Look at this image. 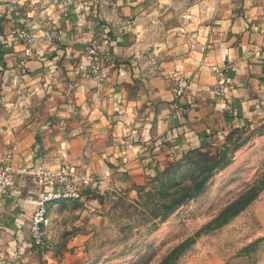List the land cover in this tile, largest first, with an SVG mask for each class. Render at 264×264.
I'll use <instances>...</instances> for the list:
<instances>
[{"label": "crops", "instance_id": "0c3cea01", "mask_svg": "<svg viewBox=\"0 0 264 264\" xmlns=\"http://www.w3.org/2000/svg\"><path fill=\"white\" fill-rule=\"evenodd\" d=\"M76 1L0 0V164L13 169L0 198V257L11 264H56L29 235L48 190L30 178L35 166L86 170L89 198L138 186L188 149L264 120V0H197L194 24L152 34L144 0ZM24 24L33 39L19 65L23 44L8 32ZM90 39L103 55L98 79L83 57ZM215 67L227 81L219 98ZM173 71L187 81L177 98Z\"/></svg>", "mask_w": 264, "mask_h": 264}, {"label": "rangeland", "instance_id": "374dc122", "mask_svg": "<svg viewBox=\"0 0 264 264\" xmlns=\"http://www.w3.org/2000/svg\"><path fill=\"white\" fill-rule=\"evenodd\" d=\"M142 2L148 12L141 24L149 34L194 24L201 16L197 0ZM21 28L29 29L24 24L8 33L17 38ZM229 132L199 148L224 164L163 218L162 190L176 187L164 174L128 190H96L89 198L50 202L37 245L56 264H160L165 258L164 264H264V120H246ZM191 168H177L174 183L189 184ZM238 197L249 201L225 222H211Z\"/></svg>", "mask_w": 264, "mask_h": 264}, {"label": "built area", "instance_id": "2783aa9c", "mask_svg": "<svg viewBox=\"0 0 264 264\" xmlns=\"http://www.w3.org/2000/svg\"><path fill=\"white\" fill-rule=\"evenodd\" d=\"M27 32V29L24 28L16 30L17 38L24 44L19 65H22L25 57L30 55L31 38ZM83 57L88 65V74L94 79H98L101 76L103 55L98 50L95 40L89 41L83 47ZM212 71L214 83L211 92L214 97L219 98L226 91V75L221 68L215 67ZM168 79L169 90L173 98L179 97L187 84L186 78L180 72L173 71L168 75ZM12 177V166L10 163L2 162L0 164V198L6 195ZM30 178L37 184L48 188L38 198L30 216L29 235L33 244L37 245L41 241L40 228L45 221L47 205L57 200L82 199L85 191L94 184V178L86 170L76 169L67 162H61L55 168L35 166L30 173ZM11 263V258L0 257V264Z\"/></svg>", "mask_w": 264, "mask_h": 264}, {"label": "trees", "instance_id": "16d2710c", "mask_svg": "<svg viewBox=\"0 0 264 264\" xmlns=\"http://www.w3.org/2000/svg\"><path fill=\"white\" fill-rule=\"evenodd\" d=\"M229 133H227L226 136ZM218 161L219 158H217V156L215 157L213 155H208L206 152H200L198 147L191 148L188 149L181 157L169 161L167 165L152 178H148L146 181H152L159 179L160 176L164 174L166 181H172L171 186H176L171 190V192H168V187H165L162 190V195L167 200H164L159 205V211H161L160 218H163L166 214L170 213L175 206L181 204L186 199L195 196L201 190L212 170L224 164L223 162L221 165H219ZM182 165L192 167L191 169H188L191 173L189 184H181L179 179H177L174 183L175 179L173 177L176 173V169H179V167ZM248 201V199L244 200L241 197L236 198L224 206L211 220V222L217 224L225 222L231 215H234L237 211L243 208L248 203ZM177 248L178 246L174 248V251L177 250ZM165 261L166 258L162 260L160 264H164Z\"/></svg>", "mask_w": 264, "mask_h": 264}]
</instances>
